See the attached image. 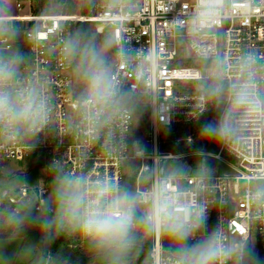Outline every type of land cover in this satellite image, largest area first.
I'll list each match as a JSON object with an SVG mask.
<instances>
[{
    "label": "built area",
    "instance_id": "1",
    "mask_svg": "<svg viewBox=\"0 0 264 264\" xmlns=\"http://www.w3.org/2000/svg\"><path fill=\"white\" fill-rule=\"evenodd\" d=\"M27 3L29 15L0 16V27L9 31L12 49L25 57L20 65L24 78L43 86L50 118L34 137L14 143L0 140V163L33 157L30 166H42L50 172L51 179L46 177V181L74 173L86 176L92 184L115 180L127 187L125 163L139 161L135 189L149 190L164 181L172 191L197 189L196 198L206 209L207 227L196 239L212 232H219L225 240L247 235L254 264H264V208L257 207L247 196L252 183H264V124L257 122L246 140L220 143L213 158L223 164L228 171L225 173L169 175L162 164L184 159L187 153L175 155L161 150L170 134L174 135L175 145L190 143V127L211 107L216 113V103H210L198 86L205 68L184 67L183 59L193 57L211 63L212 57H218L231 65L241 55L253 52L257 67L264 71V0H220V18L202 22L197 35L192 32L191 22L198 0H134L131 15L109 11L105 0H93L89 15L79 11L73 15H34L31 1ZM23 4H16L17 11L23 9ZM78 22L95 24L102 33H108L112 57L124 61L115 70V78L123 87H143L151 92L147 103L137 108L130 120H118L120 130L110 136L107 130L93 132L77 116L80 93L62 46L70 38V26ZM180 42L185 44V51ZM205 51L209 59L202 55ZM142 64L151 74L143 84L134 76ZM136 113L149 119L146 143L151 151L132 137ZM185 132L188 138L178 136ZM48 194L47 185H23L13 194L4 192L0 205L15 209L25 204L38 214L47 205ZM64 233L68 239L74 236L75 245L82 244L78 234ZM166 254L162 239L152 238L147 264H162Z\"/></svg>",
    "mask_w": 264,
    "mask_h": 264
},
{
    "label": "clouds",
    "instance_id": "2",
    "mask_svg": "<svg viewBox=\"0 0 264 264\" xmlns=\"http://www.w3.org/2000/svg\"><path fill=\"white\" fill-rule=\"evenodd\" d=\"M105 7L129 15L135 11L134 0H105ZM221 11L220 0H198L191 22L193 34H198L202 22L219 19ZM112 47L109 37L97 42L80 34L66 39L62 46L82 89L77 101L81 124L95 133L107 130L109 136L120 130L119 119L130 120L151 95L147 88H125L115 78L116 68L124 61L110 55ZM202 55L209 59L208 51ZM24 62L25 57L11 47L9 31L0 27V140L10 143L36 136L50 118L43 86L27 81L20 71ZM134 76L141 84L151 79L143 64ZM198 86L210 103L221 105L216 122L203 125V139L216 144L240 142L257 122L264 124V71L257 67L255 53L241 55L231 65L212 57ZM196 191H172L167 181L157 182L149 190L129 189L115 180L92 184L84 175L68 173L55 182L50 203L27 219L44 237L64 231L78 234L99 264H127L139 238L157 236L169 242L162 264H254L247 235L225 240L219 232H212L196 239L207 227L206 209L198 202ZM247 196L264 208V183H252ZM25 211L0 210V226L19 231ZM193 240L195 243H188Z\"/></svg>",
    "mask_w": 264,
    "mask_h": 264
},
{
    "label": "rangeland",
    "instance_id": "3",
    "mask_svg": "<svg viewBox=\"0 0 264 264\" xmlns=\"http://www.w3.org/2000/svg\"><path fill=\"white\" fill-rule=\"evenodd\" d=\"M31 1V9H33L36 0ZM40 3V14L39 15H73L76 12H82L83 0H38ZM22 2L23 9L17 11L16 4ZM28 0H0V16H25L30 14ZM84 15V14H83ZM89 30L92 38L95 41L100 42L104 38L109 37L108 33L105 34L100 31V27L88 23ZM180 47L185 51V44L180 42ZM112 56V48L111 53ZM221 105L216 104V114L211 120L215 123L220 112ZM149 119L148 117L143 118L141 113H136V118L132 126V137L138 142L140 146H145L146 151H151V147L146 143V133L149 131ZM182 138H188L189 133L185 132L179 134ZM220 144H216L208 140V145L205 148L197 152H188L186 157L181 160H169L162 164L164 171L171 175L180 170L178 175H199L201 174L204 166L209 163H216L219 165L218 172H228L222 163L214 159V155L218 152ZM34 158L30 157L25 159L23 162L11 161L0 163V196L4 192L13 194V191L20 186L27 185L29 187H44L47 185L49 188V194L46 196L47 204L51 201V192L54 184L58 180H48L46 177H50V172L42 166H30ZM140 169L139 161H127L125 163L126 171V184L129 189H135V172ZM13 176H15L13 178ZM47 183V184H46ZM17 208L25 209L27 216L36 215L33 212L32 207L19 204ZM41 230L38 226L34 225V228L29 233L26 239L21 238H7L0 239V264H51L49 260L50 254L63 246L69 239L64 232H61L55 237H44L43 236V254L39 259H36V255L39 248ZM63 239L60 241V239ZM74 236L70 237L73 239ZM75 240V239H74ZM78 242V241H76ZM81 245V244H78ZM77 245V246H78ZM146 255L145 250L140 248H134L127 257V264H147L150 259L144 263L141 259Z\"/></svg>",
    "mask_w": 264,
    "mask_h": 264
},
{
    "label": "trees",
    "instance_id": "4",
    "mask_svg": "<svg viewBox=\"0 0 264 264\" xmlns=\"http://www.w3.org/2000/svg\"><path fill=\"white\" fill-rule=\"evenodd\" d=\"M93 0H83L82 5V12L84 15H89L92 7ZM40 2L36 0V3L32 9V13L34 15L40 14ZM70 37L75 36L77 34H80L82 36L91 37V32L88 27V23L86 22H78L75 24H72L69 28ZM210 64V61L206 60H198L193 57L185 58L181 61V65L184 67H190V68H206ZM74 85L75 88L78 90V92L81 94V85L77 78L74 75ZM215 107H211V109L206 113V115L201 118L198 122L193 124L190 127V135H191V142L187 145H175L174 144V135L170 134L166 137L165 143L161 146L162 151L172 152L175 155L182 154V153H188V152H197L203 148H205L206 145H208V140L203 139L202 136L204 135L202 132V127L204 124L211 122V120L215 116ZM219 165L216 163H207L201 174L199 175H211V174H218ZM1 177H4L3 175H0ZM185 176V175H184ZM188 176V175H187ZM15 176H13L14 178ZM3 209H13V207H10L6 204L0 205V210ZM25 215V223L21 227V229L17 232H12L6 227L0 226V239H7V238H21L26 239L31 232V230L34 228V225L31 224L27 219V214ZM74 239H69V242L67 244H64L63 246L59 247L58 249L54 250L50 256L49 260L51 264H99V261L92 256L89 251L87 250V245L83 241L81 245H75ZM189 244H192V242H188ZM162 247L165 253H168L169 251V242L166 240H162ZM136 248H140L145 250L146 255L141 259L142 262L146 263L151 258V248H152V238H139ZM43 254V236L40 234V240H39V248L36 255V259H39Z\"/></svg>",
    "mask_w": 264,
    "mask_h": 264
},
{
    "label": "water",
    "instance_id": "5",
    "mask_svg": "<svg viewBox=\"0 0 264 264\" xmlns=\"http://www.w3.org/2000/svg\"><path fill=\"white\" fill-rule=\"evenodd\" d=\"M60 241H62V238L60 239Z\"/></svg>",
    "mask_w": 264,
    "mask_h": 264
}]
</instances>
